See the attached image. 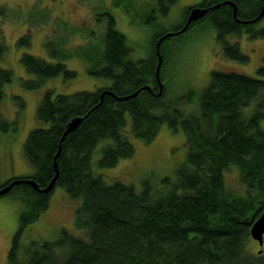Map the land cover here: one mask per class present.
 Listing matches in <instances>:
<instances>
[{"label":"trees","instance_id":"trees-1","mask_svg":"<svg viewBox=\"0 0 264 264\" xmlns=\"http://www.w3.org/2000/svg\"><path fill=\"white\" fill-rule=\"evenodd\" d=\"M158 1L143 21L152 28L176 0ZM225 1H200L199 6L208 7L205 16L160 42L163 90L159 95L156 41L167 29L153 30L145 56L132 59L133 45L117 29L114 16L98 13L101 17L97 22L106 25L100 40L81 46L73 54L88 63V75L109 79L110 83L70 94L46 89L35 111L38 122L46 125L29 130L22 145L28 165L35 170L24 177L33 178L38 188L53 178L54 155L60 146L53 189L60 186L71 198L81 200L76 207L75 227L82 234L61 229L55 240L35 243L21 252L18 242L23 227L49 206L53 190L41 192L27 183L14 185L8 193L17 194L22 207L7 264H264V250L250 249L249 233L264 209V57L256 68L257 76L211 70L193 111L181 107L184 99L196 96L193 90L167 97L171 87L165 68L167 41L207 21L223 56L247 63L249 56L239 42L228 37H264V27L256 28L259 21H239L256 17L264 0H230L237 9L235 17L232 5ZM188 9L171 31L184 25ZM18 43L29 45L31 40L24 35ZM44 46L51 56L68 58L69 50L58 43L48 40ZM6 49L0 26V59ZM19 59L25 71L33 75L19 78L25 89L38 90L49 77L59 74L63 78L76 74L63 60L52 62L28 52ZM13 77L10 69L0 66V103L5 97L4 86ZM146 84L151 89L145 88L132 98L119 100L108 93L100 96L105 89L124 96ZM13 99L18 111L25 107L19 95ZM127 115L130 122L125 130ZM75 116L82 117L80 124L61 141L67 121ZM17 121L0 111L1 132H15ZM162 124L184 133L186 155L172 175L156 181L149 175L138 187L119 178L107 181L97 173L95 167H113L135 153L127 131L147 143ZM97 152L100 155L95 160ZM230 167L238 169L242 191H232L226 185L225 173ZM14 178L0 183V187Z\"/></svg>","mask_w":264,"mask_h":264},{"label":"rangeland","instance_id":"rangeland-1","mask_svg":"<svg viewBox=\"0 0 264 264\" xmlns=\"http://www.w3.org/2000/svg\"><path fill=\"white\" fill-rule=\"evenodd\" d=\"M200 1L202 0H176L166 16H159L158 26L152 28L143 21L146 12L153 5H158V0H0V9H3L0 13V26L3 41L7 46L4 57L0 59V66L10 69L14 74L13 80L4 86L5 97L0 103V111L10 120L18 118L15 132L0 131V183L13 177L28 176L31 171H35L28 165L22 145L29 130L46 125L38 122L35 114L38 101L46 89H53L55 94H70L81 90L91 91L110 83L109 79L88 75L85 69L88 63L85 64L82 58H77L73 54L81 46L100 40L106 25L104 21L97 22V17H101L98 16L99 12H107L114 16L117 29L122 31L133 45L130 56L137 59L145 56L153 30L154 33L163 29L171 31L170 29L180 24L184 10L194 5L199 6L196 3ZM260 27H264V16L256 25V28ZM24 35L29 36L31 44L18 43V39ZM228 39L239 42L241 50L249 56L247 63L234 62L223 56L220 42L215 39V31L207 21L167 41L165 68L171 86L167 97L181 96L188 89L193 90L196 96L191 99L184 96L186 99L181 102L182 108L193 111L197 108L198 93L209 82L211 70L257 76L256 68L264 57V37L248 39L242 34L239 37L229 36ZM48 40L68 49L70 51L66 52L68 58L63 60L51 56L44 46ZM25 52L52 62L63 60L66 67L74 70L76 74L68 78H63L62 74H59L49 77L38 90L25 89L19 83V78L27 79L33 76L25 71L19 59ZM17 95L25 104L19 111L18 104L13 99V96ZM127 120L125 130L129 128L128 115ZM158 130V134L147 143L127 131L135 153L127 159L119 160L113 167L106 169L95 167L97 173L100 172L107 181L119 178L138 187L140 180L149 175L155 181L162 176L172 175L173 169L186 155L184 133L180 129L172 131L166 124H162ZM101 145L102 142L99 146ZM99 155L97 152L95 160ZM228 169L224 178L226 185L232 191L241 190L238 169L236 167ZM49 199V206L44 212L23 227L18 242L21 252L35 243L55 240L61 229H67L76 235L82 234L81 230L75 227L76 207L81 200L71 198L60 186L54 187ZM21 207L22 200L17 194L11 192L0 195V264H7V253L19 227ZM251 239L252 251L264 250V235L262 245L252 237Z\"/></svg>","mask_w":264,"mask_h":264},{"label":"water","instance_id":"water-1","mask_svg":"<svg viewBox=\"0 0 264 264\" xmlns=\"http://www.w3.org/2000/svg\"><path fill=\"white\" fill-rule=\"evenodd\" d=\"M229 3L233 6V16L235 17V12H236V9H235V4L230 1V0H226L224 3ZM218 6V3H216V5L214 7ZM188 14H187V17L186 19L184 20V25L179 28L178 30H174V31H167V32H164V35H162L157 41H156V52H157V55H158V62L156 64V70H155V76H157V81H158V91L156 92L157 95H159L162 90H163V82L161 81V78L159 76V70H160V64H161V61H162V55H160V42L162 40H164V38L166 37H169V36H173L174 34L176 33H182L185 31V29L192 23L194 22L195 20L205 16L206 12L208 11V7H201V6H197V5H194V7H191L189 10H188ZM264 16V2H263V5H262V8L261 10L259 11V14L250 19L249 21L247 20H239L243 23H249V22H257L259 21L260 19H262V17ZM145 88H148V89H151V87H149L147 84L145 86H142L140 87L139 89L135 90L133 93H130V94H126L124 96H117L114 92L110 91V90H103L102 93H101V98H102V95L104 93H108L112 96H114L116 99H119V100H124V99H128V98H132L134 97L135 95H137L141 90L145 89ZM82 120V117L81 116H75V117H72L70 120L67 121V125H66V128L65 130L63 131V135L61 137V141H62V138L66 135V133L72 131L73 129H75L81 122ZM59 150H60V146H59V149L57 150V152L55 153V159L53 161V167L55 168V173L53 175V178L51 179V181L44 187L42 188H38L37 187V184L35 182V180L33 178H28V177H24V176H21V177H17V178H14L10 181V183H7L3 186L0 187V195H3V194H7L9 191H10V188L13 187L14 185H19L21 183H27L29 184L31 187L41 191V192H49L51 190H53V186H54V183L56 181V176L58 174V166H57V161H56V158H57V155L59 154ZM254 223L251 225L250 227V230H249V233L251 235V237L257 241V243H259L260 245H262L263 243V235H264V209L262 210V213L258 216V218L256 220L253 221Z\"/></svg>","mask_w":264,"mask_h":264},{"label":"flooded vegetation","instance_id":"flooded-vegetation-1","mask_svg":"<svg viewBox=\"0 0 264 264\" xmlns=\"http://www.w3.org/2000/svg\"><path fill=\"white\" fill-rule=\"evenodd\" d=\"M200 3V2H199ZM199 3H196V4H199ZM157 5V4H156ZM186 18V17H185Z\"/></svg>","mask_w":264,"mask_h":264},{"label":"crops","instance_id":"crops-1","mask_svg":"<svg viewBox=\"0 0 264 264\" xmlns=\"http://www.w3.org/2000/svg\"><path fill=\"white\" fill-rule=\"evenodd\" d=\"M31 173H32V171H31ZM31 173H30V174H31Z\"/></svg>","mask_w":264,"mask_h":264}]
</instances>
